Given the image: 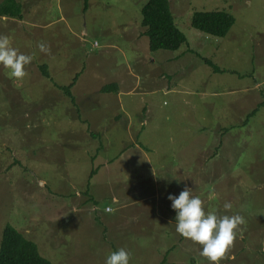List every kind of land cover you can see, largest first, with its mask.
Listing matches in <instances>:
<instances>
[{
  "label": "rangeland",
  "instance_id": "rangeland-1",
  "mask_svg": "<svg viewBox=\"0 0 264 264\" xmlns=\"http://www.w3.org/2000/svg\"><path fill=\"white\" fill-rule=\"evenodd\" d=\"M147 1L88 0L85 12L84 0H0V34L32 56L21 80L0 67V246L9 225L52 264H104L109 239L87 237L97 231L87 229L93 218H78L85 233L62 227L57 204L62 199L79 202L73 189L83 190L70 184L71 179L85 178L105 159L98 155L94 162L92 155L120 154L131 136L129 123L147 147L160 140L168 151L179 146L195 151L198 139L206 138L209 150L202 166L212 199L204 203L205 210L242 214L240 229L248 235L264 233V0H169L187 43L175 52L155 53L142 37L141 11ZM214 11L235 18L225 39L191 27L194 13ZM40 42L46 43L48 53L39 50ZM205 59L223 72L214 74ZM42 66L50 79L43 77ZM119 78V96L100 92ZM73 83L74 104L63 91ZM82 104H98L103 111L84 113ZM126 105L131 109L123 114L120 107ZM93 126L100 134L95 142L94 137L85 138ZM215 142L222 145L212 158ZM88 154L86 163L80 162ZM226 201L232 204L230 210L223 208ZM156 229L159 239L155 233L152 241L144 240L147 248L131 253L130 264H208L195 253L198 247H177V258L166 255L176 244L175 235L167 225ZM262 236L249 245L256 255L242 257L239 264H264ZM151 243L164 254L151 255Z\"/></svg>",
  "mask_w": 264,
  "mask_h": 264
},
{
  "label": "crops",
  "instance_id": "crops-1",
  "mask_svg": "<svg viewBox=\"0 0 264 264\" xmlns=\"http://www.w3.org/2000/svg\"><path fill=\"white\" fill-rule=\"evenodd\" d=\"M120 82L122 81L119 78L116 82L119 92L113 95H120ZM253 88L254 86L250 90ZM81 106L84 113L103 111L98 107V104H82ZM86 106L89 111L84 108ZM106 107L108 105L104 108ZM81 108L79 107L80 110ZM120 108L123 114H127V111L131 109L128 105ZM87 116L92 118L91 115L87 114ZM116 118H120V115H117ZM83 125H87V122L84 121ZM129 126L131 136L119 149L120 154L115 156L92 155L94 162L98 160V155H105V159L96 169L87 172L85 178L71 179L70 184L78 185L83 191L73 189V191L79 192L76 196L79 202L62 199L57 204L56 218L59 219L57 224L85 233L83 228L80 229L78 218H93L91 221H87V229L97 227V231L93 232L91 237L87 236L89 239H102L103 242L109 239L107 253L118 248H125L132 254L135 251L143 253L147 248V244L143 241H152L154 235H150L160 232L159 229H156L157 226L167 225L170 228L169 231L175 235L173 238L176 244L165 252L166 255L177 258L179 256L175 252L177 247H183L185 251L198 247L195 253L199 255V245L175 232V212L171 209V202L167 196L169 194L178 195L187 185L195 190L194 194L199 195L204 203H209L206 189L207 168L202 166V160L207 158L206 138H199V134L198 147L195 151L191 149V146H179V148L168 151L165 147L167 143H161L160 140L153 147L142 146L139 142L140 132L136 131L134 124L129 123ZM99 136L97 128L93 126L92 132L87 131L85 138L94 137L93 142H95V137ZM182 140L186 141V138ZM170 142L174 141L170 140ZM89 155L91 154H88L80 162L86 163L85 159L88 160ZM168 157L171 158L169 163L164 161ZM191 158L193 159L191 160ZM41 185L46 187V182ZM202 189L205 191L203 192ZM60 196L65 198L66 192L61 190ZM69 204H72V209ZM98 207L101 211L98 210ZM68 216L71 217L68 218ZM170 221L173 224L170 225ZM240 230L242 234L238 233L234 240V248L231 249L232 254L227 264H239L243 260L242 257L248 258L249 255H256V248L249 250V245L263 239L262 231L248 235L244 227ZM157 238L159 239V234ZM251 238L253 241L250 243L249 239ZM260 245L258 243V246ZM67 247L72 250L71 245ZM156 248L155 244L149 245V249H152L151 255L164 254L156 251ZM192 253L194 251L191 252V255ZM243 263L244 261L241 264Z\"/></svg>",
  "mask_w": 264,
  "mask_h": 264
},
{
  "label": "clouds",
  "instance_id": "clouds-1",
  "mask_svg": "<svg viewBox=\"0 0 264 264\" xmlns=\"http://www.w3.org/2000/svg\"><path fill=\"white\" fill-rule=\"evenodd\" d=\"M39 50L48 53L45 42L37 44ZM32 61L31 55L19 52L10 43V37L0 34V67L8 70V75L14 80H21L26 75V66ZM193 188L185 185L178 195L169 194L171 209L175 212V232L181 237L190 239L199 245V255L208 264H222L230 252L244 218L235 213L217 214L215 209L205 210L204 202ZM209 199H212L210 196ZM225 210H230L232 204L225 202ZM169 224H173L172 221ZM131 252L118 248L105 256L104 264H130Z\"/></svg>",
  "mask_w": 264,
  "mask_h": 264
},
{
  "label": "trees",
  "instance_id": "trees-1",
  "mask_svg": "<svg viewBox=\"0 0 264 264\" xmlns=\"http://www.w3.org/2000/svg\"><path fill=\"white\" fill-rule=\"evenodd\" d=\"M88 0H84V11L88 9ZM142 23L144 29L142 37L149 40V50L152 53L158 51L175 52L187 43L185 35L178 29L172 15L169 0H148L141 11ZM191 27L207 36L225 39L232 28L235 26V18L225 11L214 12H197L191 19ZM204 64L210 67L214 74L223 72L215 66L210 60L205 59ZM43 77L50 79V74L46 66L41 68ZM75 83L64 88L66 96L75 103V99L71 93ZM121 89V87H120ZM102 94H118L119 86L112 83L103 87L100 91ZM258 110V109H257ZM256 113V110L253 116ZM225 130L223 132L225 134ZM222 143L215 142L210 149L216 150L212 158L218 153ZM216 146V147H214ZM206 149L209 150V147ZM0 264H52L43 258L39 252L38 246L26 239L17 232L13 227L6 226L2 233V241L0 246Z\"/></svg>",
  "mask_w": 264,
  "mask_h": 264
}]
</instances>
